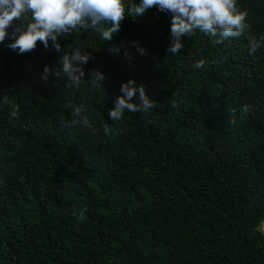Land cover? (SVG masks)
Wrapping results in <instances>:
<instances>
[{
	"label": "trees",
	"instance_id": "obj_1",
	"mask_svg": "<svg viewBox=\"0 0 264 264\" xmlns=\"http://www.w3.org/2000/svg\"><path fill=\"white\" fill-rule=\"evenodd\" d=\"M237 4L250 31L219 45L183 35L178 54L157 7L126 12L110 40L61 36L60 52L0 43V102L19 106L18 117L0 107V264H264V47L248 51L264 35V0ZM69 45L90 54L84 79L98 69L104 88L41 78ZM129 78L159 106L113 122ZM81 103L91 128L70 126L67 106Z\"/></svg>",
	"mask_w": 264,
	"mask_h": 264
},
{
	"label": "clouds",
	"instance_id": "obj_2",
	"mask_svg": "<svg viewBox=\"0 0 264 264\" xmlns=\"http://www.w3.org/2000/svg\"><path fill=\"white\" fill-rule=\"evenodd\" d=\"M157 7L160 11L171 13L172 43L169 53L178 54L182 49L181 36L193 35L200 31L213 37L215 44L238 38L250 31L251 25L247 22L248 10L240 8L237 0H139L129 8L124 0H0V43L6 37H11L8 47L25 54L36 48L41 42L45 48L51 46L61 51L59 37L81 29H91L104 40H110L112 34L119 31L121 22L126 18V12L131 16L142 15L145 11ZM19 24L9 34L7 29L12 28L13 22ZM249 54L255 53L264 47V35L259 38L249 36ZM140 54L144 49L138 45ZM118 51V49H113ZM125 57L131 59L125 52ZM91 59L90 54L81 47L68 46L60 56L58 64L60 69L44 66L41 78L48 80L49 75L59 77L61 72L65 76V88L78 89L82 82L88 81L91 88H104L103 81L107 78L98 70H90V79L85 80V70L82 65ZM193 67L204 68L205 61L198 60ZM120 94L114 100V106L109 109L108 116L116 122L123 119L125 111L131 113H148L153 107H158L155 100L149 99L144 86L136 85L132 78L120 85ZM138 102L134 103L133 100ZM10 106V115L18 117L19 106L7 97L0 102V107ZM175 107V104H172ZM71 120L70 126L91 128L92 125L85 115L87 109L81 103L78 106L68 105ZM242 117L252 111L251 105H244L241 109ZM234 122V121H233ZM105 135L112 132V127L105 122L103 126ZM78 220L83 221L84 211H81Z\"/></svg>",
	"mask_w": 264,
	"mask_h": 264
}]
</instances>
